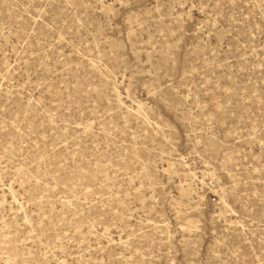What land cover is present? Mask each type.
Masks as SVG:
<instances>
[{
	"label": "rangeland",
	"instance_id": "obj_1",
	"mask_svg": "<svg viewBox=\"0 0 264 264\" xmlns=\"http://www.w3.org/2000/svg\"><path fill=\"white\" fill-rule=\"evenodd\" d=\"M0 264H264V0H0Z\"/></svg>",
	"mask_w": 264,
	"mask_h": 264
}]
</instances>
